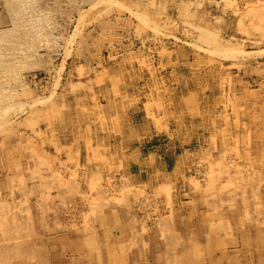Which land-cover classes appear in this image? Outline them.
Segmentation results:
<instances>
[{
    "label": "rangeland",
    "instance_id": "obj_1",
    "mask_svg": "<svg viewBox=\"0 0 264 264\" xmlns=\"http://www.w3.org/2000/svg\"><path fill=\"white\" fill-rule=\"evenodd\" d=\"M151 1L0 0V264H264V0Z\"/></svg>",
    "mask_w": 264,
    "mask_h": 264
},
{
    "label": "crops",
    "instance_id": "obj_2",
    "mask_svg": "<svg viewBox=\"0 0 264 264\" xmlns=\"http://www.w3.org/2000/svg\"><path fill=\"white\" fill-rule=\"evenodd\" d=\"M99 90V89H98ZM160 127L161 128H164V124L162 125H160ZM129 157H130V162L132 163V164H134V166H131L130 167V169H133V167H136V168H138V173H137V175L138 176H141L143 173H145V171L146 170H144V166H143V164L145 163V160L146 159H144V157H143V153H142V151L140 150V149H137V150H133L131 153H130V155H129ZM161 160H163V158L161 157L160 158ZM155 160L157 161V159L155 158ZM164 168L162 169V171H164L165 173H170V172H178V170H179V165H180V162H175L173 165H172V167H170L171 165L170 164H172V163H170V160H168V159H164ZM131 164V165H132ZM132 173H133V171H131ZM136 175V176H137ZM137 176V177H138Z\"/></svg>",
    "mask_w": 264,
    "mask_h": 264
},
{
    "label": "bare ground",
    "instance_id": "obj_3",
    "mask_svg": "<svg viewBox=\"0 0 264 264\" xmlns=\"http://www.w3.org/2000/svg\"><path fill=\"white\" fill-rule=\"evenodd\" d=\"M152 1H154V0H152ZM152 1H151V3H152ZM112 2H113V1H112ZM148 2H149V1H148ZM148 2H147V3H148ZM158 2H159V1H158ZM143 3H144V2H143ZM159 3H161V1H160ZM167 3H168V2H167ZM170 3H171V2H170ZM186 3H187V2H186ZM171 4H172V3H171ZM146 5H147V4H146ZM151 5H152V4H151ZM154 5H156V4H154ZM160 5H161V4H160ZM190 5H191V4H189V7H190ZM165 6H166V4H165ZM113 7H114V6H113ZM148 7H149V6H148ZM148 7H147V9H148ZM163 7H164V6H163ZM176 7H177V6H176ZM183 7H184V6H183ZM187 7H188V6H187ZM114 8H115V7H114ZM116 8H117V7H116ZM152 8H153V5H152ZM152 8H151V9H152ZM161 8H162V7H161ZM118 9H119V8H118ZM166 9H167V8H166ZM179 9H180V8H179ZM149 10H150V9H149ZM116 11H117V10H116ZM150 11H151V10H150ZM113 12H114V11H113ZM117 12H118V11H117ZM117 12H116V13H117ZM118 13H119V12H118ZM138 13H139V12H138ZM141 14H142V13H141ZM141 14H139V15L141 16ZM146 14H147V13H145V15L142 14V18H141V20L147 24L152 18H150V20H149V17H147L148 15L146 16ZM152 14H153V13H152ZM152 14H150V15H152ZM143 16H144V17H143ZM137 18H138V17H137ZM143 18H144V19H143ZM141 20H140V21H141ZM119 21H120V20H119ZM151 22H153V21H151ZM138 27H139V26H138ZM151 27H152V26H151ZM144 32H145V31H144ZM206 33H207V32H206ZM207 34H208V33H207ZM208 36H209V34H208ZM214 36H215V35H214ZM212 37H213V36H212ZM207 38H208V37H207ZM214 38H215V37H214ZM215 39H216V38H215ZM205 40H206V37H205ZM208 41H209V39H208ZM212 41H213V40H212ZM212 41H211V42H212ZM216 41H217V39H216ZM214 42H215V41H214ZM214 42H213V43H214ZM216 43H217V42H216ZM214 44H215V43H214ZM217 46H218V45H217ZM222 46H223V45H222ZM225 47H226V46H225ZM219 48H220V47H219ZM225 49H226V48H225ZM225 49H224V50H225ZM228 49H229V48H228ZM232 50L235 51V49H231V50H230V53H231ZM221 51H222V50H221ZM225 51H229V50H225ZM225 51L220 52V49L218 50V52H220V53H223V52H225ZM138 54H140V53H138ZM227 54H228V53H227ZM136 55H137V54H136ZM133 57H134V56H133ZM234 57H235V56H234ZM134 58H135V57H134ZM141 58H142V57H141ZM135 59H136V58H135ZM147 68H148V67H147ZM118 71H119V70H118ZM113 80H114V79H113ZM151 96H152V95H151ZM151 96H150V97H151ZM105 98H106V97H105ZM122 99H123V98H122ZM124 99H126V98H124ZM127 99H128V98H127ZM118 100H119V99H118ZM133 100H134V99H133ZM225 109H226V108H225ZM226 110H227V109H226ZM260 111H263V110H260ZM225 114H226V113H225Z\"/></svg>",
    "mask_w": 264,
    "mask_h": 264
}]
</instances>
